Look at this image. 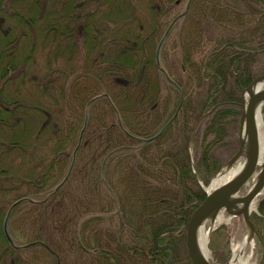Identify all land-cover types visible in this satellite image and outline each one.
<instances>
[{"label": "trees", "instance_id": "1", "mask_svg": "<svg viewBox=\"0 0 264 264\" xmlns=\"http://www.w3.org/2000/svg\"><path fill=\"white\" fill-rule=\"evenodd\" d=\"M179 19L180 57L169 60L170 27L156 64ZM263 58L264 0H0V264H191L197 180L218 172L212 146ZM104 215L117 224L102 228ZM250 218L264 264V197Z\"/></svg>", "mask_w": 264, "mask_h": 264}, {"label": "water", "instance_id": "2", "mask_svg": "<svg viewBox=\"0 0 264 264\" xmlns=\"http://www.w3.org/2000/svg\"><path fill=\"white\" fill-rule=\"evenodd\" d=\"M169 28L170 26L165 30L156 46V64H159V49ZM263 79L264 72L254 77L241 92L240 101L238 103L242 108L239 122L238 146L235 152L227 159L219 173L222 172L223 169L229 168L233 165L244 150V143L241 136L242 133L244 134V138L247 140L248 149L247 160L244 166L230 179L209 191H206L204 186L201 183H198L204 191V198L191 212L185 228V245L191 264H213L200 252L197 246L196 229L206 219H209L212 224L220 211H225L230 216H241L249 238L255 237L260 241L256 228L250 219V212L255 198L262 194L264 189V161L259 164L260 146L255 125V111L257 104L260 102H262L261 120L264 121V88L254 90L255 84ZM169 123L170 121L166 122L154 135L143 139V142L148 143L158 138L164 132ZM73 161L74 157L72 156L66 176L72 167ZM253 175L255 176V179L250 187L244 194H239L241 188L251 177H253ZM8 216L9 212H7L3 221V232L7 241L12 244V240L6 229Z\"/></svg>", "mask_w": 264, "mask_h": 264}, {"label": "rangeland", "instance_id": "3", "mask_svg": "<svg viewBox=\"0 0 264 264\" xmlns=\"http://www.w3.org/2000/svg\"><path fill=\"white\" fill-rule=\"evenodd\" d=\"M185 2L184 3H180L177 5H174L171 10H170V14H169V18L168 20H166V26L169 25V23L171 22V19L177 15L178 13L182 12L185 9ZM14 8H18L19 6L14 5ZM20 8V7H19ZM170 19V20H169ZM81 23H77L75 24V28H74V35L76 36V39H78V41H82V30H81ZM164 26L162 28V30L165 32V27ZM169 27V26H168ZM171 31L170 34L168 36V38L165 41V45L166 48L168 50V57L169 60L172 59L173 55L176 57H180V52L178 51V46H177V40H178V32H180L184 27H185V22L184 19H179L176 23H174L173 25L170 24ZM15 29V27H14ZM165 29V30H164ZM213 30V33H212ZM17 33H15L14 35H19V30H16ZM163 32V33H164ZM209 32L210 34L208 35V37L210 39H214L215 36L217 35L218 29L214 28H209ZM168 33V32H167ZM162 36V35H161ZM160 36V37H161ZM24 38H20L19 43L16 44L15 48L17 50V53H24L26 51V48L24 47ZM209 42V43H208ZM211 43V41H207L205 40V45L206 47ZM15 50V51H16ZM37 55V54H36ZM196 57H201L200 54H197ZM260 57L261 55L258 57L259 61H260ZM264 59V58H263ZM264 60H262L261 62H257L258 64L254 66V69H257L259 67H264ZM79 65H82L81 62H78ZM163 64L166 65V62L163 61ZM82 68H76V72L81 71ZM1 82V81H0ZM66 114H69L68 112ZM70 120H73L74 123H78L79 125V121H80V116L78 111L74 112L70 118ZM198 122H195L192 131H194V129L197 128ZM81 128V126H80ZM80 128L78 130V133L76 134V138L74 137L73 140H79V136H80ZM227 131L228 133L225 134V137L219 141L216 142L211 149V158L212 160L214 159L216 162H218L220 164V168L219 170L223 167V165L225 164V162L227 161V159L234 153V151L236 150L237 146H238V140L233 139L235 136L238 137L239 139V122L237 123L236 120H230L227 124ZM261 133L264 136V122L263 125L260 128ZM228 141V143L226 142ZM191 142V141H190ZM189 142V146L187 148L189 156L192 159V153H193V147L192 143ZM236 143V144H235ZM198 150L199 148L196 147ZM154 150H157V148H154ZM68 151H70V153H68ZM66 153H68V157H65L64 162L68 164L62 169L63 172L67 169V167L69 166L70 160H71V156H72V150L68 149L66 150ZM78 161L80 162V164L82 163V154L79 155L78 157ZM190 159L191 165L193 164L192 160ZM216 172L213 176L217 175L219 173ZM258 170V169H257ZM256 170V172H257ZM62 172V173H63ZM193 172V171H192ZM65 175V172H64ZM212 176V177H213ZM211 177V178H212ZM210 178V180H211ZM255 176L253 175V177L241 188V190L239 191V194H244L247 189L250 187V185L252 184V182L254 181ZM209 180V181H210ZM73 183V180H71V182L68 184V186L70 184ZM201 184L204 187H207V185H204L202 182ZM199 186V185H198ZM200 187V186H199ZM202 189V188H201ZM69 191H72L73 188H68ZM264 197V191L262 194H260L252 203V210L255 212L257 211V203L259 202V200ZM8 209V208H7ZM252 211V213H253ZM223 218H228V221L219 225H216V227L209 231L208 234V240H207V257L208 259L213 263V264H224L226 262L229 261V259L231 258L232 255V249L234 247H236V245L239 244V242L242 241V239L244 238V236H247V231H246V227L245 224L242 220L241 216H230L229 214H227L225 211H220L219 213ZM251 214V213H250ZM251 219V218H250ZM110 222L117 224V219L116 218H109L108 215H104L103 220L101 221V227L103 228L104 226L107 227L109 224H111ZM211 224V223H209ZM100 226V225H98ZM113 228V226H110ZM253 251H252V262L253 264H258V262L260 261L261 258V254L259 252V244H258V240L254 237L253 238ZM214 246L213 249L211 248V246ZM184 246L185 245V233H184ZM186 249V248H185ZM182 255H184V252L182 253ZM217 256H219L220 258H224L226 257V260H224L223 262H218L216 261Z\"/></svg>", "mask_w": 264, "mask_h": 264}, {"label": "bare ground", "instance_id": "4", "mask_svg": "<svg viewBox=\"0 0 264 264\" xmlns=\"http://www.w3.org/2000/svg\"><path fill=\"white\" fill-rule=\"evenodd\" d=\"M258 88H264V79L262 81H258L255 84L254 90L258 89ZM244 99H245V97H244ZM261 107H262V102L257 104L256 111H255V125H256V129H257V133H258V140H259V146H260L259 164L264 161V136L260 131V128L264 122L261 120ZM169 121H171V120H169ZM241 136H242L243 143H244V150L242 151L241 155L234 162L233 165H231L229 168L223 169L222 172H220L219 174H217L211 178L207 187H204L206 191H209V190L213 189L214 187L220 185L221 183L225 182L226 180L230 179L244 166V164L247 160L248 149H247V140L244 138V134L242 133ZM227 221H228V218H223L220 214H218V216L214 220L213 224H209L210 220L206 219L204 222H202L197 227V229H196V243H197V246H198L200 252L205 257H207V240H208L209 231L213 230L216 227V225L225 223ZM253 245H254L253 238H249L248 235L247 236L245 235L244 238L242 239V241L239 242V244L236 245V247H234L232 249L231 258L229 259L228 262H226L224 264H253V262H252Z\"/></svg>", "mask_w": 264, "mask_h": 264}]
</instances>
